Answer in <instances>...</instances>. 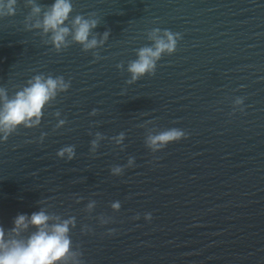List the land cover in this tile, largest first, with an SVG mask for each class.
Segmentation results:
<instances>
[{"label":"water","instance_id":"95a60500","mask_svg":"<svg viewBox=\"0 0 264 264\" xmlns=\"http://www.w3.org/2000/svg\"><path fill=\"white\" fill-rule=\"evenodd\" d=\"M72 2V16L94 12V31L110 30L104 59L93 62L78 44L51 51L25 30V0L15 16L0 18V86L10 96L40 73L71 79L38 128L0 142V226L10 229L17 214L46 200L50 212L76 217L71 239L84 264H264V0ZM156 27L183 34L178 50L158 61L155 76L126 84L129 74L116 64L126 69ZM236 97H245V110L230 115ZM57 109L68 123L53 132ZM93 109L99 114L90 116ZM149 120L148 128L176 127L188 137L152 153L139 127ZM90 131L124 132L126 147L106 139L93 156ZM66 145L76 146L72 161L56 156ZM129 156L135 166L111 175ZM89 199L97 201L90 215ZM101 214L112 221L101 225ZM83 225L92 231L82 234Z\"/></svg>","mask_w":264,"mask_h":264},{"label":"clouds","instance_id":"9594fccd","mask_svg":"<svg viewBox=\"0 0 264 264\" xmlns=\"http://www.w3.org/2000/svg\"><path fill=\"white\" fill-rule=\"evenodd\" d=\"M18 0H0V18L16 15ZM25 7L30 12L24 19V27L27 31L36 30L46 45H51V51L59 54L66 51L74 44L81 46L84 53L91 52L93 62L104 59L100 55V49L104 47L110 37V30L102 34L94 30L100 25L96 13H89L87 16L76 14L72 0H54L51 5H41L38 0H25ZM146 38L150 45L135 50L136 59L127 62V68L123 61L116 64V68L127 71L129 79L126 84L131 85L143 79L145 76H155L160 61L165 55H172L178 50V43L183 39V34L158 27L147 30ZM71 87V79L65 80L64 76H53L52 74H37L27 80L23 86L11 96L7 87L0 86V142H7L10 136L18 134V130L34 129L41 125L45 110L54 106L57 97L68 92ZM243 87V85L241 86ZM245 97H236L233 100L234 115L236 111L244 112ZM99 114L93 109L89 115ZM147 115V112L142 113ZM57 123L53 126V132L64 128L68 123L66 118H61V111L57 109L51 113ZM155 125V121L149 120L139 127L146 128L145 146L156 153L165 149L170 143L187 139L188 133L180 128L158 129L148 128V125ZM90 141V154L95 156L100 143L109 140L114 145L124 150L126 134L120 132L118 135L106 137L97 131ZM48 133L41 132L39 142L43 143ZM31 142V141H30ZM56 156L66 161H72L76 157V146L66 145L56 152ZM135 166V157L129 156L126 165H114L110 168L113 176L123 175L125 168ZM83 197H78L76 202L80 203ZM38 204L47 205L40 207L39 211L28 214H17L13 219V227L5 229L0 226V264H84L83 252L79 245H73L71 230L76 227L75 216L64 218L55 212H50L51 205L46 200L38 201ZM97 201L89 199L84 211L89 215L95 210ZM111 209L119 212L121 203L111 202ZM101 225L108 224L112 217L101 214L97 217ZM133 219H140L139 214ZM146 221L152 220V214L145 213ZM88 225L81 227L82 234L91 232ZM115 233L110 229L108 234Z\"/></svg>","mask_w":264,"mask_h":264}]
</instances>
